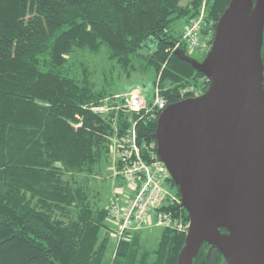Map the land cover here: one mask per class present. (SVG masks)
I'll return each instance as SVG.
<instances>
[{"label":"trees","instance_id":"obj_1","mask_svg":"<svg viewBox=\"0 0 264 264\" xmlns=\"http://www.w3.org/2000/svg\"><path fill=\"white\" fill-rule=\"evenodd\" d=\"M181 1L0 0V264H176L185 234L170 229L152 248L126 233L105 258L108 208L93 202V185L129 125L156 152L157 117L148 110L155 94L140 111L94 109L121 98L108 80L97 86L88 55L104 53L110 74L128 75L144 59L158 94L180 101L205 78L178 54L180 34L170 30L197 17L204 0ZM229 1L205 0L213 30ZM162 209L189 220L180 204ZM193 263L225 262L203 242Z\"/></svg>","mask_w":264,"mask_h":264},{"label":"water","instance_id":"obj_2","mask_svg":"<svg viewBox=\"0 0 264 264\" xmlns=\"http://www.w3.org/2000/svg\"><path fill=\"white\" fill-rule=\"evenodd\" d=\"M263 31L264 0H230L205 56L178 52L210 83L156 120L157 156L189 218L176 264H194L203 242L224 264H264Z\"/></svg>","mask_w":264,"mask_h":264},{"label":"built area","instance_id":"obj_3","mask_svg":"<svg viewBox=\"0 0 264 264\" xmlns=\"http://www.w3.org/2000/svg\"><path fill=\"white\" fill-rule=\"evenodd\" d=\"M202 23L203 17L199 16L189 24L190 28L187 27L188 29L184 30L187 29L186 49L191 52L202 51V45L204 46V43L209 40L212 43L214 31L206 34L205 41L197 36L196 32H199ZM180 46L177 43L175 48ZM209 83V79L205 76L202 79V85H190L180 92V100L199 96L208 88ZM126 104H128L126 107L132 111H140L147 106V102L145 103L143 98L136 94H131ZM167 105H169L167 100L156 92L148 109L151 111V117H158ZM119 162L120 172L130 193L127 192V198H124L125 203L122 206L114 204L109 208L108 216L118 225L120 232L140 227L148 222L161 229L186 234L189 220H184L179 214L174 216L171 211L161 210L165 204V206L180 204V197L171 186V175L165 164L158 158L153 144H138L134 124L120 139Z\"/></svg>","mask_w":264,"mask_h":264},{"label":"rangeland","instance_id":"obj_4","mask_svg":"<svg viewBox=\"0 0 264 264\" xmlns=\"http://www.w3.org/2000/svg\"><path fill=\"white\" fill-rule=\"evenodd\" d=\"M186 2L187 0H182L180 3L185 4ZM206 11L207 9L204 0L200 6V10L199 13L197 14L198 15L197 17L195 16L188 23H186L184 19H177L172 23L170 30L173 33H175L174 34L175 36L180 34V37L175 42V45L179 43V45L183 46L184 49H186L187 47L186 42L188 43V38L185 37V33L187 32V29L190 28L188 27L189 24L195 21L199 16L205 17ZM185 28H187L186 31H184ZM199 29H200L199 32L198 31L196 32L197 36L204 41L206 39V34L209 31L212 32L215 31V29L213 30V22L207 20L205 21L204 18H203V23ZM200 44L202 45V43ZM210 46H211V40L204 43V46L202 45L203 47L202 51L197 50L195 52H191L190 50L186 49L184 53L197 60H201L209 50ZM88 58L90 61V66L94 70V80L97 83V86L99 87L105 86L107 84L106 80H108L109 81L108 82L109 84L107 86L108 92L114 93V96L119 97L117 98L118 100L120 98L123 99V100L121 99L119 100L121 101V103L113 104V106L110 107L107 106L108 104L106 103L108 101V97L103 98V102L105 103V105L100 103V105L94 107V109L100 110L105 115L108 114L109 109L114 108V110L116 111L118 110L117 109L118 107H124V106L126 107V105H128L126 104L127 98L131 94H136L141 96L146 103L147 98L150 97V94L153 95L156 92H158L157 86L152 85V83L150 82V73L146 68L147 64L145 62L146 60L144 59L138 60L134 58L135 60H137V62L135 63L134 69L130 71L129 74L127 75L125 74V72L120 71L119 68H117L110 74L108 69V63L104 61L105 59L104 53H101L100 55L97 56L88 55ZM201 81L202 79H199L196 85L199 86L202 85ZM184 89L185 88H183V90ZM112 103L113 101L110 104ZM127 109L129 108L127 107ZM132 125H129L128 128ZM113 141L114 142L112 146L111 155L109 156V163L104 164V168L102 169L103 174L99 175V177L97 178V181L93 185V191H92L93 194L95 195L93 197V202L96 205L107 207L108 210L114 204H119L120 206H122L125 203L124 198L126 199L128 193H130L129 187L123 180V177L121 178L122 174L120 172V168L116 167L115 164L116 160L119 158L118 150H120L119 148L120 140H113ZM119 229L120 228L118 227V225H116V223H114L108 216V219H106V226L105 228H103L101 232V237L108 236V240H109L108 247L105 252L106 259L110 258V256L114 254L115 247H117V245L119 244L120 238L123 237L126 233H128V236L130 238L134 234L138 235L140 245L142 247H147V248H152L155 246L159 237V233H161V228L156 227L154 224L150 225L148 222L142 224L140 227L130 229L125 232H120Z\"/></svg>","mask_w":264,"mask_h":264},{"label":"flooded vegetation","instance_id":"obj_5","mask_svg":"<svg viewBox=\"0 0 264 264\" xmlns=\"http://www.w3.org/2000/svg\"><path fill=\"white\" fill-rule=\"evenodd\" d=\"M262 55H263V84H264V31H263V47H262Z\"/></svg>","mask_w":264,"mask_h":264}]
</instances>
